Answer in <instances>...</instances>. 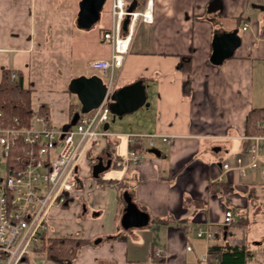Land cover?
Instances as JSON below:
<instances>
[{
    "label": "crops",
    "instance_id": "crops-1",
    "mask_svg": "<svg viewBox=\"0 0 264 264\" xmlns=\"http://www.w3.org/2000/svg\"><path fill=\"white\" fill-rule=\"evenodd\" d=\"M125 1L139 7L145 0ZM109 5L106 0L89 30L75 26L78 6L72 18L62 21V63L74 73H67L60 92L30 94L32 107L48 108L50 127L70 121L71 104L80 109L68 92L72 79H103L89 62L109 57L110 48L101 39L109 27ZM17 6L15 0H0V53L31 51L30 18L21 34L13 30ZM233 30L238 48L221 65L211 64L213 36ZM84 69L98 74L85 75ZM117 74V89L141 81L148 104L139 118L126 114L121 122L139 121L147 130L117 133L108 127V132L157 134L170 142L157 137L149 146L147 139L137 140L135 149L145 160L126 171L112 167L126 150L122 136L88 146L77 164L73 201L51 209L47 238L90 243L78 250L73 264H204L200 255L214 242L243 247L244 264H264V183L256 171L241 177L222 169L237 158L248 161L242 140L245 118L251 109L264 108V0H152V22L139 23ZM98 163L109 167L93 178ZM213 182L226 184L230 192L211 193ZM119 191L147 214L146 226L122 228L125 204L119 209ZM227 209L235 222L225 239L216 227ZM207 228L214 232L213 241L195 237L198 229ZM149 250H159L162 258L149 263Z\"/></svg>",
    "mask_w": 264,
    "mask_h": 264
},
{
    "label": "built area",
    "instance_id": "built-area-1",
    "mask_svg": "<svg viewBox=\"0 0 264 264\" xmlns=\"http://www.w3.org/2000/svg\"><path fill=\"white\" fill-rule=\"evenodd\" d=\"M127 8L125 0H110L109 27L101 36L110 48L109 57L89 62L90 68L103 73L106 86L97 108L79 115L75 126L66 132L50 127L38 115V108L32 106L28 128L0 127V264H46L36 250L48 236L51 209L73 201L78 185L77 164L88 146L105 137L122 136L126 150L112 161V167L126 171L141 166L145 160V155L135 149L137 140L147 139L149 146L157 137L164 143L170 142V137L157 134L116 135L102 129L111 116L110 96L116 89L117 73L124 64L132 36L139 23L152 22V0H145L131 12ZM126 16L129 21L123 31ZM258 128L262 134L242 137L247 142L244 153L248 161L237 158L233 166L226 164L222 169L235 170L241 177L247 171H256L264 183V121ZM234 222L232 211L225 210L217 232L226 239ZM195 237L211 242L215 236L207 228L198 229ZM161 258L159 250L148 251L149 263ZM200 261L206 263L207 252L200 255Z\"/></svg>",
    "mask_w": 264,
    "mask_h": 264
},
{
    "label": "rangeland",
    "instance_id": "rangeland-1",
    "mask_svg": "<svg viewBox=\"0 0 264 264\" xmlns=\"http://www.w3.org/2000/svg\"><path fill=\"white\" fill-rule=\"evenodd\" d=\"M15 2H18V6L16 7L17 16L13 20V30L15 34H21L30 18L29 38L32 47L26 55L0 53V78L3 68L21 69L24 86L30 87L35 93L60 92L67 73H74L73 70H66V65L62 63V21L65 17L72 18V14L74 16L79 0H15ZM72 29L75 31L74 27ZM72 67L77 68L75 63ZM83 74H98V72L84 69ZM71 100H75L72 94ZM143 111L144 108H141L125 117L139 118V114ZM121 121V119H115L112 122V116H110L109 131L122 133L147 130L145 126L140 125L139 121L134 123Z\"/></svg>",
    "mask_w": 264,
    "mask_h": 264
},
{
    "label": "water",
    "instance_id": "water-1",
    "mask_svg": "<svg viewBox=\"0 0 264 264\" xmlns=\"http://www.w3.org/2000/svg\"><path fill=\"white\" fill-rule=\"evenodd\" d=\"M106 0H80L78 3V12L76 15L75 26L80 30H89L100 18V12ZM136 4L131 3L127 11L131 12ZM129 17L126 16L122 23V30H126ZM240 39L237 35V30L228 33L215 34L211 41L212 52L210 55V63L213 65H221L225 60L232 57L234 51L238 48ZM68 92L74 95L78 101L80 109L72 116L70 121L61 127L62 132L68 131L73 127L80 114H87L97 108L101 103L106 86L104 81L98 76L76 77L68 84ZM111 103L109 110L112 116V122L115 119H122L126 114H131L138 109L148 106L146 103V89L141 81H136L125 87L115 89L110 96ZM109 124L103 126L106 131ZM149 153L159 155V153L151 149ZM109 167L101 163L92 167L93 178H98V175ZM124 210L120 220L122 228L128 229L131 227H144L148 223V216L144 212L138 210L136 205L132 203L130 196L127 193L123 194Z\"/></svg>",
    "mask_w": 264,
    "mask_h": 264
},
{
    "label": "trees",
    "instance_id": "trees-1",
    "mask_svg": "<svg viewBox=\"0 0 264 264\" xmlns=\"http://www.w3.org/2000/svg\"><path fill=\"white\" fill-rule=\"evenodd\" d=\"M14 75V78L12 77ZM187 83V82H185ZM186 87V85L184 84ZM30 87L24 86L23 75L20 70H1L0 78V127L2 128H28L32 116ZM70 119L78 111L77 106H69ZM38 115L48 122V108L45 104L38 106ZM264 121V108L251 109L245 118L244 135L252 137L262 134L258 125ZM244 148L247 142H243ZM101 186V185H100ZM209 191L213 194L222 192L227 194L230 188L220 182L209 184ZM119 209L124 204L123 193L119 191L117 196ZM156 223L165 224L167 221L156 220ZM90 243L81 240L46 238L36 250L46 264H73L78 250ZM247 252L243 247L214 242L207 249L206 264H244Z\"/></svg>",
    "mask_w": 264,
    "mask_h": 264
}]
</instances>
